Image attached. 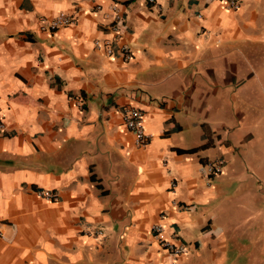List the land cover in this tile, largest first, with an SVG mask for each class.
<instances>
[{
	"label": "crops",
	"instance_id": "crops-1",
	"mask_svg": "<svg viewBox=\"0 0 264 264\" xmlns=\"http://www.w3.org/2000/svg\"><path fill=\"white\" fill-rule=\"evenodd\" d=\"M236 1L0 0V264H264V0Z\"/></svg>",
	"mask_w": 264,
	"mask_h": 264
},
{
	"label": "built area",
	"instance_id": "built-area-1",
	"mask_svg": "<svg viewBox=\"0 0 264 264\" xmlns=\"http://www.w3.org/2000/svg\"><path fill=\"white\" fill-rule=\"evenodd\" d=\"M222 1L225 3L227 9L229 10L235 11L240 7L239 3L236 0H222ZM147 2L149 4H153L155 0H147ZM110 14L114 21L110 25L109 29L113 35V40L116 41L120 38L117 22L121 20V15L115 6L110 8ZM71 23H72L71 18H69L64 14H61L51 21L50 28L54 31L57 30L58 28L68 26ZM95 48L97 50L104 49L108 55L113 54L111 41L109 40L104 42L96 41ZM120 54L126 60L130 59L132 56V53L128 47H121ZM124 122L128 132L133 135L136 145L140 147H144L145 145L148 144L150 140V136L145 132L144 116L141 111L135 109L126 110ZM1 129H3V122L0 119V130ZM223 165H224L223 160H216L215 162L208 163L206 167L202 169V172L203 171L206 172L208 176H211L213 174H219L221 173ZM39 195L45 198L46 200H56V196L48 191H41L39 192ZM150 232L152 233L153 237L157 240L160 247L165 251H167L168 253H170L174 258L182 254L183 252L182 247L175 245L172 241L165 238L164 228L161 225L159 224L152 225L150 227Z\"/></svg>",
	"mask_w": 264,
	"mask_h": 264
},
{
	"label": "rangeland",
	"instance_id": "rangeland-1",
	"mask_svg": "<svg viewBox=\"0 0 264 264\" xmlns=\"http://www.w3.org/2000/svg\"><path fill=\"white\" fill-rule=\"evenodd\" d=\"M260 117H264V116H260ZM226 126L228 127V124H226ZM259 126H264V125H260L259 124ZM232 128V127H231ZM223 134V133H222ZM222 136V135H221ZM222 137H225V136H222ZM217 159H215V160H213L212 162H214V161H216ZM242 169H249V167L251 168V170L249 171V173H251V172H253V168H252V165L250 166L249 164H244V163H242L241 165H239ZM233 168H235V167H233ZM233 168H232V171H230L229 173H233V171H235L236 172V170L234 169L233 170ZM234 172V173H235ZM245 172H247L246 170H245ZM229 193H232V191H228ZM226 203H230V201H225ZM230 205V204H229ZM228 204H225L224 205V207L226 208L227 206H229Z\"/></svg>",
	"mask_w": 264,
	"mask_h": 264
}]
</instances>
